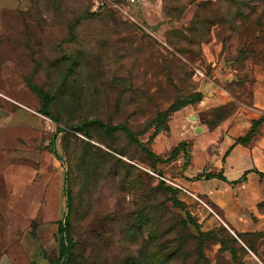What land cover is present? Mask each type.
<instances>
[{
	"label": "rangeland",
	"instance_id": "obj_1",
	"mask_svg": "<svg viewBox=\"0 0 264 264\" xmlns=\"http://www.w3.org/2000/svg\"><path fill=\"white\" fill-rule=\"evenodd\" d=\"M19 1L0 12V264H258L247 249L264 264L263 234L241 242L176 180L188 143L175 163V146L154 158L122 132L79 126L124 124L151 149L168 104L222 86L228 105L177 109L210 127L247 105L264 67V0ZM35 88L52 96L54 121Z\"/></svg>",
	"mask_w": 264,
	"mask_h": 264
},
{
	"label": "crops",
	"instance_id": "obj_2",
	"mask_svg": "<svg viewBox=\"0 0 264 264\" xmlns=\"http://www.w3.org/2000/svg\"><path fill=\"white\" fill-rule=\"evenodd\" d=\"M18 3L19 0H0V12L15 10ZM252 76L247 105L238 102L231 113L211 127L200 123L193 112H186L184 108L176 110L167 122L168 129L158 132L150 141L154 153H165L181 141L188 143L189 162L181 168L176 180L206 200L219 213L222 224L241 236L264 233V176L261 175L264 173V121L247 143L234 142L249 130L252 120L264 114V67H254ZM231 101V94L215 85L197 102L196 108L208 110ZM191 115L196 119H189ZM180 155L181 151L176 154L175 163H179Z\"/></svg>",
	"mask_w": 264,
	"mask_h": 264
},
{
	"label": "trees",
	"instance_id": "obj_3",
	"mask_svg": "<svg viewBox=\"0 0 264 264\" xmlns=\"http://www.w3.org/2000/svg\"><path fill=\"white\" fill-rule=\"evenodd\" d=\"M100 8H102V7H100ZM35 89H36L35 90L36 93L38 94V96L40 97V100H41V108H40L39 113L54 121V119L52 118V116H51V114L49 112V104L52 101V96L49 95L47 92L39 89V88H35ZM200 98H201V93L200 92H195V93L190 94L189 96L183 98L178 104H168L164 109L158 110L157 112H155V115H154V117L152 119V123H151L152 132L150 133V135L148 137V141H151V139L161 129L162 130H167L168 129V127L166 126L167 124H165L164 121H165L166 117L169 115L170 112H173V111L177 110L178 108H180L182 106L198 102L200 100ZM228 104H226V105H228ZM222 106H225V105H222ZM218 107H221V106H218ZM231 111H233V109ZM231 111L229 113H231ZM229 113H227V115ZM227 115L222 116V118L227 116ZM262 121H264V114L258 116L256 119L252 120V124H251L249 130L243 136L237 137L234 140V142L235 143H240V144L247 143L249 141V139L251 138V136L254 133H256L257 126ZM89 125L102 126L103 131L105 133H107V134H114L116 132H122L128 140H130L131 142L135 143L139 147V149L141 151H143L145 154H147L150 157H154V158L156 157L154 152L150 148L145 147L143 142L138 140L136 135L127 126H125L124 124H112V125H110V124H102L98 120L83 121V122H81L79 124L80 127H86V126H89ZM59 130H62V129H59ZM184 143L186 144V142H184V141H181V142L177 143V145H175V147L172 148L169 157L175 156L179 151H181L182 154H183L184 153V150H183ZM183 155H185V154H183ZM158 159L160 160V158H158ZM261 175L264 176V173H261ZM204 176L205 177L206 176H210V174H204ZM218 176L221 178L220 174H218ZM65 228H66L65 224H60L59 223L57 225V235H58L59 240H60L59 241V246L61 248L60 255L63 253V255L66 257L68 254L71 253L72 242H71V238L66 234V229ZM260 234L264 235V233H260ZM235 235L240 239V237H239V236H241L240 234H236L235 233ZM240 241H241V239H240Z\"/></svg>",
	"mask_w": 264,
	"mask_h": 264
},
{
	"label": "built area",
	"instance_id": "obj_4",
	"mask_svg": "<svg viewBox=\"0 0 264 264\" xmlns=\"http://www.w3.org/2000/svg\"><path fill=\"white\" fill-rule=\"evenodd\" d=\"M107 1L109 0H93V8H100V7H104L107 3ZM137 0H127V2L129 4H132V3H135ZM111 5L114 4V3H110ZM119 10L126 16H129V13L128 11L125 9V8H119ZM194 74L195 75H198V76H202V73L199 71V70H194ZM175 187H177L178 189L186 192L187 194L191 195V197H193L194 199H198L195 195H193L192 193L186 191L183 187L179 186V185H176V184H173ZM216 216V215H215Z\"/></svg>",
	"mask_w": 264,
	"mask_h": 264
},
{
	"label": "water",
	"instance_id": "obj_5",
	"mask_svg": "<svg viewBox=\"0 0 264 264\" xmlns=\"http://www.w3.org/2000/svg\"><path fill=\"white\" fill-rule=\"evenodd\" d=\"M189 119H191V120H195L196 117H195L194 115H191V116H189ZM194 131H195V132H198V131H199V128L196 127V128L194 129Z\"/></svg>",
	"mask_w": 264,
	"mask_h": 264
}]
</instances>
